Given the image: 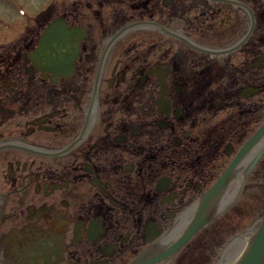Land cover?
<instances>
[{"label":"flooded vegetation","instance_id":"obj_1","mask_svg":"<svg viewBox=\"0 0 264 264\" xmlns=\"http://www.w3.org/2000/svg\"><path fill=\"white\" fill-rule=\"evenodd\" d=\"M188 1L61 6L53 17L77 29L66 71L33 56L43 22L0 41V264H130L169 242L252 133L264 91L241 90L264 89L261 52L248 44L235 62L156 25L215 47L190 31L205 0Z\"/></svg>","mask_w":264,"mask_h":264},{"label":"rangeland","instance_id":"obj_2","mask_svg":"<svg viewBox=\"0 0 264 264\" xmlns=\"http://www.w3.org/2000/svg\"><path fill=\"white\" fill-rule=\"evenodd\" d=\"M16 1L22 3L15 5ZM51 1L52 0H0V21L2 20L0 22V41L5 40V36H9L20 30L15 27L20 24L21 19H24V17L17 11V6L25 7L29 17H32L38 10L44 8L46 4H49ZM73 1L74 0H64L62 1V6L68 8ZM225 9L231 10L232 8L230 6H225ZM237 16L238 20L243 16V25H239L241 28H246L247 18L244 12L239 10ZM225 19L224 26L230 27L232 17ZM11 20H13L11 28L5 29V26L9 24ZM22 23L23 21L21 24ZM12 30H15V32ZM262 30H264V26H262V24H257L254 30V36L257 34L260 35ZM224 118H226V116L224 111H222L221 120ZM229 133H231L230 127L222 126V134L227 136ZM248 182L251 185L247 187L246 192L239 197L218 220L207 225L190 241L187 248L188 264H214L228 240L236 235L247 233L252 228L253 223L261 216L264 211V171L258 170V173L252 176Z\"/></svg>","mask_w":264,"mask_h":264},{"label":"water","instance_id":"obj_3","mask_svg":"<svg viewBox=\"0 0 264 264\" xmlns=\"http://www.w3.org/2000/svg\"><path fill=\"white\" fill-rule=\"evenodd\" d=\"M55 27L57 28L56 24H54V26H52L50 29H48L47 33L50 35L53 32L55 33V29H56ZM47 39H48V36H47ZM49 42L51 43L54 41L52 39ZM52 45L55 46L54 43H52ZM70 50H71V47H70V45H68V46L61 47L60 49H57L56 53H58V52L64 53L65 52L67 55L68 51L70 52ZM54 63H56V61ZM219 187H216L213 190H215V189L217 190V188H219ZM202 207H203V205H202ZM202 207L200 206V209H199L200 214L196 217V219L194 220V223L191 224L189 234H191L198 226H200L201 224L206 222L210 217V215H205V213H203L204 208H202ZM263 259H264V219L260 225V228L258 229L256 241H255L253 247L250 248L248 255L246 256L245 262L242 264H264L263 262L260 263V260H263Z\"/></svg>","mask_w":264,"mask_h":264},{"label":"bare ground","instance_id":"obj_4","mask_svg":"<svg viewBox=\"0 0 264 264\" xmlns=\"http://www.w3.org/2000/svg\"><path fill=\"white\" fill-rule=\"evenodd\" d=\"M261 145L258 146V148L260 147Z\"/></svg>","mask_w":264,"mask_h":264}]
</instances>
